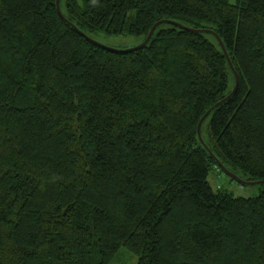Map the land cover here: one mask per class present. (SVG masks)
<instances>
[{"label": "trees", "instance_id": "trees-1", "mask_svg": "<svg viewBox=\"0 0 264 264\" xmlns=\"http://www.w3.org/2000/svg\"><path fill=\"white\" fill-rule=\"evenodd\" d=\"M59 8L0 0V264H264V189L208 182L264 180V0Z\"/></svg>", "mask_w": 264, "mask_h": 264}, {"label": "rangeland", "instance_id": "rangeland-1", "mask_svg": "<svg viewBox=\"0 0 264 264\" xmlns=\"http://www.w3.org/2000/svg\"><path fill=\"white\" fill-rule=\"evenodd\" d=\"M64 3V0H62ZM94 41L107 47L115 49H126L139 45L142 42V38L139 36L132 35H105L102 33H97L90 36ZM208 182L213 190L218 188L231 193L233 196L237 197H253L258 195L259 192L264 189V185H245L239 184L235 181H230L227 176L220 172L218 169L214 168L210 171L208 176ZM130 256H129V255ZM136 262V257L130 253L125 248H121L115 260L111 264H132Z\"/></svg>", "mask_w": 264, "mask_h": 264}, {"label": "water", "instance_id": "water-1", "mask_svg": "<svg viewBox=\"0 0 264 264\" xmlns=\"http://www.w3.org/2000/svg\"><path fill=\"white\" fill-rule=\"evenodd\" d=\"M55 6H56V10H57L58 15H59L61 18H64L63 15H62V13H61V11H60V8H59V0H55ZM160 22H166V23H170V24H173V25H175V26H178V27H180V28H186L185 26H183V25H181V24H179V23H177V22H175V21L162 20V21H160ZM160 22L155 23V24L152 26V28L149 30V32H148L146 38H145V39H144L139 45H137V46H135V47L126 48V49H115V48H111V47L104 46V45H102V44H100V45H102V46H104V47H106V48H108V49L114 50V51H121V52L131 51V50H133V49H135V48H138V47H140V46H142V45H145V44L150 40V38H151V36H152V34H153V32H154V29H155L156 25H158V23H160ZM73 27L78 31V33H80L82 36H84L87 40H90V41H93V42L97 43V42L94 41L91 37L85 35L83 32H81L80 30H78L74 25H73ZM186 29H187V28H186ZM190 30H195V31H197V32H199V33H201V32H202V33H211V34L216 38L218 44L220 45L221 50L223 51V53H224V55H225V57H226V59H227V61H228L229 66H230V68H231V70H232V72H233V74H234V86H233V89L231 90V92H230V94H229V95H231V94L234 92V90L236 89V87H237L238 77H237V74H236L235 70L233 69V67H232V65H231V62H230V60H229V57H228V55H227V52H226V50H225V47H224V45H223L221 39L219 38V36H218L215 32H213L212 30H209V29H190ZM98 44H99V43H98ZM227 97H228V96H227ZM225 99H226V98H224L223 100L219 101L216 105H219V104L222 103ZM207 114H208V111H207V112L201 117V119L199 120V122H198V124H197V136H198L199 141L201 142V144H202L205 148H206V145L204 144V142H203V140H202V138H201V134H200V126H201V123H202L203 119L205 118V116H206ZM206 150L209 151L207 148H206ZM212 156H213V155H212ZM215 161H216V164L218 165V167L222 170V172H223L225 175H227L229 178L235 180L236 182H238V183H240V184H246V185H258V184H264V180H257V181H246V180H243V179H241L239 176H237L235 173L229 171V170H228V169H227V168H226V167H225V166H224V165H223L218 159H215Z\"/></svg>", "mask_w": 264, "mask_h": 264}]
</instances>
